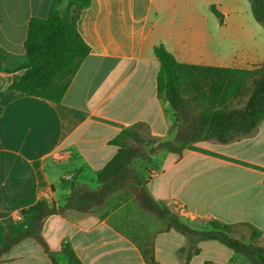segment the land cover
Returning <instances> with one entry per match:
<instances>
[{
  "label": "crops",
  "instance_id": "crops-1",
  "mask_svg": "<svg viewBox=\"0 0 264 264\" xmlns=\"http://www.w3.org/2000/svg\"><path fill=\"white\" fill-rule=\"evenodd\" d=\"M198 1L91 0L79 21L91 53L55 104L9 90L29 63L30 22L49 16L52 0H0V247L7 236L33 229L37 214L27 211L40 201L62 205L74 184L97 189L98 173L119 151L111 141L126 128L141 125L149 137L175 138V111L158 93L155 47L164 44L189 65L251 69L264 63L241 58L238 46L249 38L241 18L230 23L226 0H206V17L196 13ZM212 6L225 16L220 31L210 29L218 28ZM232 24L238 33H230ZM151 167L158 172L144 181L146 188L186 224L252 225L264 245V121L256 135L234 143L192 144L182 156L160 152ZM42 235L59 264H68L66 243L83 264H185L179 252L189 244L143 212L130 190L91 214L51 216ZM199 248L189 264H243L244 257L219 242ZM1 264L54 263L38 241L26 239Z\"/></svg>",
  "mask_w": 264,
  "mask_h": 264
},
{
  "label": "trees",
  "instance_id": "trees-1",
  "mask_svg": "<svg viewBox=\"0 0 264 264\" xmlns=\"http://www.w3.org/2000/svg\"><path fill=\"white\" fill-rule=\"evenodd\" d=\"M248 1L254 19L264 27V0ZM90 6L91 0H52L46 19L31 20L25 42L29 63L23 68L25 74L9 90L55 104L63 102L91 53V47L79 31L81 15ZM211 11L223 24L224 14L216 6H212ZM155 55L161 64L157 77L158 93L165 95L176 114V124L172 127L175 138H146L140 131L141 125L123 130L111 141L119 151L98 173V188L74 184L62 205L43 200L31 207L27 212L37 214L35 226L19 236H7L5 244L0 247V264L3 255L26 239L38 241L53 263L59 264L42 235L46 221L51 216L65 215L69 211L91 214L103 207L111 196L124 190L131 191L143 212L188 239V247L179 252L185 264L199 254V244L205 241L219 242L251 264H264V248L254 244L262 239L263 233L259 229L248 224L228 225L212 220L210 230H196L169 206L155 200L140 177L143 168H137L139 162L151 165L154 156L160 152L182 156L185 148L192 144H230L256 135L264 121V63L251 69L183 64L164 44L155 47ZM3 97L4 93H0V114L3 112ZM238 226H247L251 230L252 244L230 236ZM63 252L68 257V264H83L67 243Z\"/></svg>",
  "mask_w": 264,
  "mask_h": 264
},
{
  "label": "rangeland",
  "instance_id": "rangeland-1",
  "mask_svg": "<svg viewBox=\"0 0 264 264\" xmlns=\"http://www.w3.org/2000/svg\"><path fill=\"white\" fill-rule=\"evenodd\" d=\"M219 1V0H218ZM207 1L206 0H199L196 2V13L201 15L202 17H206L208 14L206 12L207 7ZM224 11L228 12L230 15V23L235 18H241L245 24V32L248 35L249 42H245L243 45L240 44L238 46L242 47L243 53H239L242 55V59L245 56L251 57L254 60L262 59L264 61V27L260 24H258L254 18L253 14L251 12V6L248 0H226V3L223 5ZM212 19H214L215 23L218 24V28L214 29L213 24L212 27H210L211 31H220V20L215 16H210ZM211 26V25H210ZM231 26V25H230ZM230 33H238L239 30L235 27V24H232V28L229 30ZM244 47V48H243ZM141 133L144 137L148 138L149 135L147 133L146 129L141 128ZM139 166L143 167L145 164L143 162L138 163ZM138 167V166H137ZM158 171H154L151 165L145 166L144 171L142 170L140 172V177L143 181H146L150 177H152L153 174H156ZM177 213L176 211H174ZM209 220L206 219H199L198 222H196L194 229L199 231H205L210 230L209 227ZM233 239L239 240L246 244H252L251 242V230L247 226H238L235 228L234 233L230 235ZM255 245L264 248V245L262 244V241L260 240L257 243H254ZM243 257V256H241ZM243 264H251L245 257L242 258Z\"/></svg>",
  "mask_w": 264,
  "mask_h": 264
},
{
  "label": "built area",
  "instance_id": "built-area-1",
  "mask_svg": "<svg viewBox=\"0 0 264 264\" xmlns=\"http://www.w3.org/2000/svg\"><path fill=\"white\" fill-rule=\"evenodd\" d=\"M73 178V176H69L68 179L71 180Z\"/></svg>",
  "mask_w": 264,
  "mask_h": 264
}]
</instances>
